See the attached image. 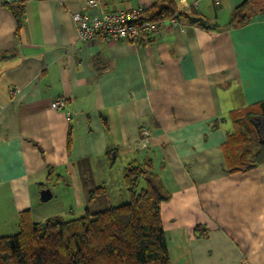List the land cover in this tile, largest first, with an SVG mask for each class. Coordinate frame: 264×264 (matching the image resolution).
Segmentation results:
<instances>
[{"label":"crops","instance_id":"obj_1","mask_svg":"<svg viewBox=\"0 0 264 264\" xmlns=\"http://www.w3.org/2000/svg\"><path fill=\"white\" fill-rule=\"evenodd\" d=\"M98 1L0 0V233L19 231L25 210L34 221L65 213L66 199L85 211L119 158L122 176L149 159L171 193L172 264H264V163L231 172L224 154L231 111L264 101V0H248L243 23L246 0H173L179 21L138 46L82 40L73 14L152 12L161 0ZM59 97L66 106L53 108ZM45 187L55 203L43 205Z\"/></svg>","mask_w":264,"mask_h":264},{"label":"trees","instance_id":"obj_2","mask_svg":"<svg viewBox=\"0 0 264 264\" xmlns=\"http://www.w3.org/2000/svg\"><path fill=\"white\" fill-rule=\"evenodd\" d=\"M246 3L248 0L238 8V23L246 20V15L241 14ZM23 10L24 4L16 8L19 21ZM148 12L151 17L172 16L179 10L173 0H161ZM190 22L212 25L203 18ZM230 115L234 130L224 145L229 171H245L263 164L264 143L259 135L264 137V101L236 108ZM112 154L108 152L111 164ZM151 166L145 159L126 168V203L93 213L87 208L84 215L68 220L51 216L34 221L29 210L22 211L19 231L0 236V264H172L162 217V205L171 199V193ZM104 189L101 186L93 190L90 200ZM206 233L202 224L194 227L196 236Z\"/></svg>","mask_w":264,"mask_h":264},{"label":"built area","instance_id":"obj_3","mask_svg":"<svg viewBox=\"0 0 264 264\" xmlns=\"http://www.w3.org/2000/svg\"><path fill=\"white\" fill-rule=\"evenodd\" d=\"M187 2L186 0H182ZM98 0H85V6H95ZM146 7L138 5L130 9L106 11L100 15H85L82 12L73 14L75 22L79 24L82 40L97 42L100 39L125 40L139 45L144 35L153 36L167 23H177V15L165 14L151 17L146 14ZM66 97H59L52 101L53 108L66 106Z\"/></svg>","mask_w":264,"mask_h":264},{"label":"rangeland","instance_id":"obj_4","mask_svg":"<svg viewBox=\"0 0 264 264\" xmlns=\"http://www.w3.org/2000/svg\"><path fill=\"white\" fill-rule=\"evenodd\" d=\"M256 126V123H255ZM260 136V135H259ZM142 153H144V151L139 152L135 155V158H139V155H141ZM123 166L124 163L122 162V160L119 158V160L117 161L115 167L113 168V171L110 172L109 176L107 174V176L110 178V184L109 185H103L102 187L105 188L104 191L105 192L106 189L108 190L107 192V196H104L106 193H102L100 192L99 194H96L94 196V194H92V196H94V198L90 200L91 194L89 195V199L87 203H90V205L86 204L88 207V209L93 213V212H97L102 208L105 207H109V206H113V205H120L123 203H126L129 201V195H128V191L126 189V186L124 184V182L121 184V181L123 179L122 176V170H123ZM104 174V173H103ZM98 188V187H97ZM96 188V189H97ZM52 191H54L53 193H55L56 189H52ZM65 197H68V195H65ZM108 198V201H107ZM57 197L54 196L52 199H50L47 202H43V205L45 204H51V203H55L56 202ZM67 202V211L65 213H61V214H57L55 216H63L62 218H66L68 219H72L75 217H79L85 214L86 210L84 211L85 208V204H84V208L83 209H77L76 206V211L74 213H72L71 210V203H73V201L71 199H66ZM13 230V226L11 224H8L7 226H5V228L2 230V232L0 233V236L2 235H10V234H15L18 231H12Z\"/></svg>","mask_w":264,"mask_h":264},{"label":"water","instance_id":"obj_5","mask_svg":"<svg viewBox=\"0 0 264 264\" xmlns=\"http://www.w3.org/2000/svg\"><path fill=\"white\" fill-rule=\"evenodd\" d=\"M259 139L262 143H264V138L260 135ZM54 196V193L51 189V187H45L41 190L40 192V199L44 202L49 201L50 199H52Z\"/></svg>","mask_w":264,"mask_h":264},{"label":"flooded vegetation","instance_id":"obj_6","mask_svg":"<svg viewBox=\"0 0 264 264\" xmlns=\"http://www.w3.org/2000/svg\"><path fill=\"white\" fill-rule=\"evenodd\" d=\"M260 131H261V129H260ZM264 134V133H263ZM264 138V137H263Z\"/></svg>","mask_w":264,"mask_h":264}]
</instances>
